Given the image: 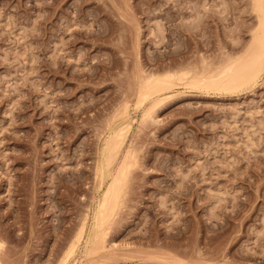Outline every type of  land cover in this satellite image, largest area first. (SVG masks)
<instances>
[{"label": "rangeland", "instance_id": "1", "mask_svg": "<svg viewBox=\"0 0 264 264\" xmlns=\"http://www.w3.org/2000/svg\"><path fill=\"white\" fill-rule=\"evenodd\" d=\"M248 9L246 0H0L2 264L58 263L90 206L110 114L133 100L142 73L240 53ZM263 76L230 98L178 89L152 123L133 121L125 202L102 252L77 264H264Z\"/></svg>", "mask_w": 264, "mask_h": 264}, {"label": "bare ground", "instance_id": "2", "mask_svg": "<svg viewBox=\"0 0 264 264\" xmlns=\"http://www.w3.org/2000/svg\"><path fill=\"white\" fill-rule=\"evenodd\" d=\"M246 1L254 24L248 32V43L240 53L223 55L224 58L214 64L201 57L198 67L182 65L181 69L142 73L137 79L133 100L125 99L122 107L110 114L96 151L90 206L78 228L69 236L56 264H77L83 258L87 262L105 248L109 225L121 211L124 197L128 194L130 172L137 163L136 150L132 149L129 141L127 144L133 121H137L139 127L152 123L156 111L178 95V89L181 94L197 92L230 98L251 92L258 85L264 75V0ZM151 34L156 37V33ZM133 114L138 118L131 117Z\"/></svg>", "mask_w": 264, "mask_h": 264}]
</instances>
